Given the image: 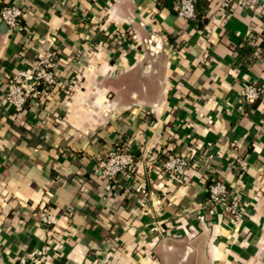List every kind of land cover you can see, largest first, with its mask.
<instances>
[{
	"label": "crops",
	"instance_id": "crops-1",
	"mask_svg": "<svg viewBox=\"0 0 264 264\" xmlns=\"http://www.w3.org/2000/svg\"><path fill=\"white\" fill-rule=\"evenodd\" d=\"M13 3L23 29L0 21V264L46 244V264H264V0H196L190 21L157 0ZM46 51L56 86L13 111L8 81ZM245 84L261 91L254 104ZM118 142L135 167L98 181ZM172 154L189 160L178 178L161 171ZM212 179L238 214L206 205Z\"/></svg>",
	"mask_w": 264,
	"mask_h": 264
},
{
	"label": "built area",
	"instance_id": "built-area-1",
	"mask_svg": "<svg viewBox=\"0 0 264 264\" xmlns=\"http://www.w3.org/2000/svg\"><path fill=\"white\" fill-rule=\"evenodd\" d=\"M14 0H0V21L11 32H20L23 29V13L21 8L13 3ZM262 0H229L232 6H239L254 10ZM195 0H177L175 4L176 15L185 20L195 19ZM258 49H264V32L259 38ZM56 54L46 51L42 58L30 65L26 70L14 74L7 83L4 93L5 103L15 112L24 109L28 100L35 98L41 92L44 94L50 90L58 79V60ZM42 85L43 90H37ZM52 92V90H51ZM261 95V91L253 84H245L242 88L240 99L244 104H252ZM236 160H238L236 158ZM188 158L184 155H168L162 163L161 171L170 178H178L184 174L188 167ZM136 165L134 154L125 148L108 152L100 164L92 171L93 176L101 182L113 184L119 175L130 171ZM241 169L246 167L243 165ZM206 205H219L236 215L239 213V198L230 194L224 181L212 179L206 185ZM39 224L46 230L53 229L57 224V218L51 210L43 208L39 212ZM53 260L49 245H44L37 253L18 259L17 264H46ZM85 264H95L88 262Z\"/></svg>",
	"mask_w": 264,
	"mask_h": 264
},
{
	"label": "trees",
	"instance_id": "trees-1",
	"mask_svg": "<svg viewBox=\"0 0 264 264\" xmlns=\"http://www.w3.org/2000/svg\"><path fill=\"white\" fill-rule=\"evenodd\" d=\"M176 2H177V0H157L156 8L157 9H166V10H168L170 12H175L176 13V9H175ZM194 5H195V10H196V0H195ZM37 90H39L41 92L43 90V87L39 85V86H37ZM259 98L256 101H258ZM255 102H253L252 104H254ZM121 148L127 149V147L122 142L121 143L118 142L116 144V146L113 147L110 151H115V150L121 149Z\"/></svg>",
	"mask_w": 264,
	"mask_h": 264
},
{
	"label": "water",
	"instance_id": "water-1",
	"mask_svg": "<svg viewBox=\"0 0 264 264\" xmlns=\"http://www.w3.org/2000/svg\"><path fill=\"white\" fill-rule=\"evenodd\" d=\"M3 23V22H2ZM154 38H152L151 39V41L153 40ZM162 42L161 41H159V42H157V44H152L153 45V47H155L156 49L154 50V51H156V52H158V51H160L161 50V48H162V44H161ZM150 45H151V43H150Z\"/></svg>",
	"mask_w": 264,
	"mask_h": 264
},
{
	"label": "rangeland",
	"instance_id": "rangeland-1",
	"mask_svg": "<svg viewBox=\"0 0 264 264\" xmlns=\"http://www.w3.org/2000/svg\"><path fill=\"white\" fill-rule=\"evenodd\" d=\"M56 58H57V55H56ZM56 62H57V59H56ZM33 63H35V62H33ZM56 83H57V81H56ZM40 86H42V85H40ZM55 86H56V84H54L50 90H47L46 93H50L51 90H53V88H54ZM28 102H29V100H28ZM26 105H27V104H26ZM25 107H26V106H25ZM25 107H24V108H25Z\"/></svg>",
	"mask_w": 264,
	"mask_h": 264
}]
</instances>
